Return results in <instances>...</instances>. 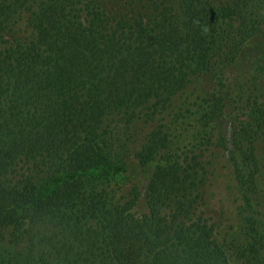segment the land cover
I'll list each match as a JSON object with an SVG mask.
<instances>
[{
	"label": "trees",
	"instance_id": "1",
	"mask_svg": "<svg viewBox=\"0 0 264 264\" xmlns=\"http://www.w3.org/2000/svg\"><path fill=\"white\" fill-rule=\"evenodd\" d=\"M260 5L0 0V264H248Z\"/></svg>",
	"mask_w": 264,
	"mask_h": 264
},
{
	"label": "rangeland",
	"instance_id": "2",
	"mask_svg": "<svg viewBox=\"0 0 264 264\" xmlns=\"http://www.w3.org/2000/svg\"><path fill=\"white\" fill-rule=\"evenodd\" d=\"M259 15H264V6L260 5L259 8ZM259 43V42H258ZM257 42L254 43V45H258ZM257 46L256 48H258ZM258 51V50H257ZM254 52V51H253ZM251 54V53H250ZM253 54V53H252ZM244 61H237L235 64V68H233L231 71L232 73L229 74V76H232V74L236 73H244L248 66L247 62ZM254 69H250V72L253 74H263L264 73V67L263 68H257L258 61L254 60ZM231 69V68H230ZM234 70L239 72H234ZM260 70V71H259ZM234 72V73H233ZM258 74V75H259ZM243 75V74H242ZM259 83V90L264 93V75L263 78H261ZM229 122V121H228ZM233 124L230 122L228 123L227 127V137L230 139V134L232 133V126ZM122 131V130H120ZM257 134V133H256ZM124 136V133H123ZM249 140L250 137H249ZM252 141V140H251ZM248 143V142H247ZM245 144V143H244ZM251 147L245 144V147L240 149V152L243 151L246 153L247 161L243 164V159L241 160L244 168V177L246 179V187H247V193L248 197L251 203V210L250 214L253 215V218L256 222L257 228H258V235H259V241L257 244L258 250L257 252L252 253L250 256L248 264H264V133L257 134L255 140H253L252 143H248ZM240 170V166H239ZM230 189L225 190L223 194V198L220 196L221 202L217 203L216 210L220 211L224 209V216L230 217L232 214V207L230 201H232V196H230ZM239 198L240 195L238 194ZM237 211V210H236ZM246 214V212H243V214ZM241 216V214H240ZM240 216L237 215L238 218H236L235 223H233V226L228 231V240L230 241L232 246H241L246 247L249 242L246 236L245 231L242 228V223L240 221ZM237 262H240L238 260Z\"/></svg>",
	"mask_w": 264,
	"mask_h": 264
}]
</instances>
